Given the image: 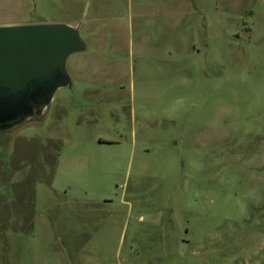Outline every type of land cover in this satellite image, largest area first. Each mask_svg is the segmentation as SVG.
<instances>
[{
	"label": "rangeland",
	"instance_id": "1",
	"mask_svg": "<svg viewBox=\"0 0 264 264\" xmlns=\"http://www.w3.org/2000/svg\"><path fill=\"white\" fill-rule=\"evenodd\" d=\"M77 26L40 119L0 137V264H264V0H0Z\"/></svg>",
	"mask_w": 264,
	"mask_h": 264
},
{
	"label": "water",
	"instance_id": "2",
	"mask_svg": "<svg viewBox=\"0 0 264 264\" xmlns=\"http://www.w3.org/2000/svg\"><path fill=\"white\" fill-rule=\"evenodd\" d=\"M85 50L77 26L0 27V136L44 115L56 91L72 84L68 58Z\"/></svg>",
	"mask_w": 264,
	"mask_h": 264
},
{
	"label": "flooded vegetation",
	"instance_id": "3",
	"mask_svg": "<svg viewBox=\"0 0 264 264\" xmlns=\"http://www.w3.org/2000/svg\"><path fill=\"white\" fill-rule=\"evenodd\" d=\"M1 137V136H0Z\"/></svg>",
	"mask_w": 264,
	"mask_h": 264
}]
</instances>
